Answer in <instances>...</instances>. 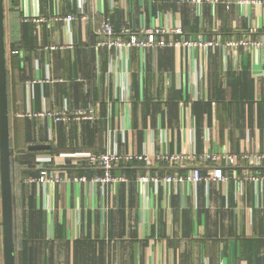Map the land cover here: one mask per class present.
<instances>
[{
    "label": "crops",
    "instance_id": "1",
    "mask_svg": "<svg viewBox=\"0 0 264 264\" xmlns=\"http://www.w3.org/2000/svg\"><path fill=\"white\" fill-rule=\"evenodd\" d=\"M4 7L15 264H264V182L245 179L264 175V161L135 159L113 169L124 180L104 185L92 180L103 170L87 158L264 153V47L97 45L106 17L126 40L159 26L168 43L264 39V4L4 0ZM69 14L76 18L57 19ZM88 108L94 119L48 114ZM217 167L227 180H165L195 168L208 177ZM43 170L63 180L40 182Z\"/></svg>",
    "mask_w": 264,
    "mask_h": 264
},
{
    "label": "built area",
    "instance_id": "2",
    "mask_svg": "<svg viewBox=\"0 0 264 264\" xmlns=\"http://www.w3.org/2000/svg\"><path fill=\"white\" fill-rule=\"evenodd\" d=\"M183 3H195L202 4L204 2L218 3L221 0H180ZM226 1L229 5L231 3L237 4H248V5H263L264 0H223ZM85 17V16H84ZM76 15L69 14L67 17H58L57 19H64L71 21L75 19ZM98 35L100 39L97 43L99 47L112 48H131V47H156V46H165V45H183V46H195V47H207V48H217L222 47L225 49H253L258 47H264V39L253 40L248 37L233 38L226 41L221 39L216 40H192L183 38L181 41H172L166 42L164 39H159V35L166 32L162 27H155L147 31L146 38L141 39L137 35H131V38L128 40L124 39L121 35L117 34L115 27L109 17H106L101 26L98 29ZM127 31H122V34H125ZM173 32L177 34H183V28L181 25H177ZM50 116L54 117L57 121H69L72 119H94L95 111L93 108L88 109H79L77 111H55L48 113ZM38 115V114H37ZM39 115H42L39 114ZM88 160L97 165L103 170L101 175H96L93 177V181L101 184L117 183L121 180H124L123 177L115 175L113 169L122 163H126L132 160H145L147 163H152L154 160H165L171 165H179L185 161L197 159V160H210L214 163L223 162L227 166H236L240 161L245 160L253 165H260L264 161V153H211L205 155H197L190 153H176V154H158V155H142V154H133V153H117V152H107L102 154H91L87 155ZM235 177L238 179L237 175ZM229 177L224 174L222 168H214L212 174L208 177L202 175L199 168H195L193 171L189 172L187 175H168L165 180L168 182H184L190 181L193 183H199L204 179H217L220 181L227 180ZM37 178L30 177L29 181H36ZM76 182H86L88 178L86 176H77L72 178ZM142 180H147L148 177H141ZM246 180L254 181L255 183H263L264 175L261 173L255 175H246ZM40 182H60L63 178L53 171L43 170L41 176L37 179Z\"/></svg>",
    "mask_w": 264,
    "mask_h": 264
},
{
    "label": "water",
    "instance_id": "3",
    "mask_svg": "<svg viewBox=\"0 0 264 264\" xmlns=\"http://www.w3.org/2000/svg\"><path fill=\"white\" fill-rule=\"evenodd\" d=\"M0 179L4 264H15L14 208L7 94V51L5 41L4 0H0Z\"/></svg>",
    "mask_w": 264,
    "mask_h": 264
},
{
    "label": "rangeland",
    "instance_id": "4",
    "mask_svg": "<svg viewBox=\"0 0 264 264\" xmlns=\"http://www.w3.org/2000/svg\"><path fill=\"white\" fill-rule=\"evenodd\" d=\"M16 173V171H15ZM0 232H3V227H2V201H1V184H0Z\"/></svg>",
    "mask_w": 264,
    "mask_h": 264
}]
</instances>
